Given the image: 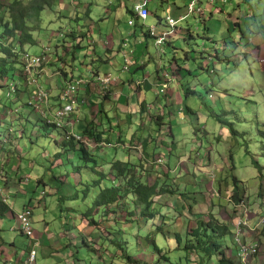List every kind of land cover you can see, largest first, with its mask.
<instances>
[{
  "label": "rangeland",
  "instance_id": "obj_1",
  "mask_svg": "<svg viewBox=\"0 0 264 264\" xmlns=\"http://www.w3.org/2000/svg\"><path fill=\"white\" fill-rule=\"evenodd\" d=\"M70 1L71 0H59L60 5L57 6L55 12L51 10L43 11L41 29L34 32V36L37 38L36 44L25 46L28 53L32 55L40 54L42 52L43 44H47L51 47L50 54L53 55V53H55L56 47L52 45L54 44L55 40H57V42L60 44L62 39L64 38V32L67 31L70 26L76 27L75 23L70 20V18L74 16V12L76 10L74 1L73 3H71ZM79 1H81L83 4L86 2L92 3L90 5V9L92 11L90 13L89 27H91L90 31H94L88 35L85 44H88L89 46L90 44H92L97 47V53L100 56V58H94V60L91 61L85 58L84 62L87 63L86 66L91 65L92 67L97 68V70L101 72L100 74H105V67L107 66L108 71L111 75H113L112 73H115L116 70L118 72L120 71V68L125 64L126 61H133L130 66H133V64L137 66L135 68V72L133 71V73H126V71L122 69L120 71L121 74L123 73L121 77L134 78L139 80L132 81V86L127 85L123 88V93L127 97H129V106H127V111H121L123 107L120 106L117 102H114L113 106L116 108V111H110L109 108H105L108 110L107 112H105L106 110H104V107L106 101L103 100L104 98L102 95H95L96 97H92L91 100L97 103V105H103L102 109L104 110V112L101 114V117L93 119V116H88L86 118L80 116L77 120L76 118H74L73 120V126L76 131L80 130V128L87 127L89 124H92V120H94L96 123L94 126H96L97 128V130L95 129L97 131V135H100V137L104 139V143L102 144L104 145L105 142L108 143L107 141H105L107 138L110 140L111 145H105L103 147H93L90 143L88 144L89 146L86 145L88 147L89 153L97 156V168H101L105 171V173H107L109 171V162L113 159L123 161L129 159L131 163L138 164L139 168L138 158L142 157L143 153L141 144L138 140L134 139L132 144L128 143L129 137L132 134H136L139 136H146L148 134H151L152 137H155L156 146H160V139L162 138L159 136V133L155 131V124L149 123L147 120V116L141 117L142 120L140 118L139 101L144 99L145 101L150 102V104H154L151 109L152 113L160 112L164 116L165 122H168L170 120L175 122L176 124L174 125L175 148L172 150V153L168 155V153L165 151L168 149H165L164 147L156 149V152L158 154H155L154 156L159 159L157 160L158 164H155V166L153 167L156 175L158 177H165L164 173L168 172L170 174L169 177L171 178L173 185L175 182H178L180 188L185 186L190 190V187H192L193 185L195 186V188L202 190L204 194H190V196L182 199V203L184 205H188L189 202H191L190 197H194L197 204L194 205L193 210L196 213L203 212L205 214L208 208L211 206L210 200H212L214 202V205L211 208L212 213L217 214L221 219L231 220V223H233L234 226H237L239 221H243L245 219L244 228L242 229L240 236L241 241L245 243H251L255 238L256 233L258 232L260 236L257 238L263 240L264 232L262 231L264 229V223H259L258 220L264 218V210L258 208V202L256 201L257 198L254 195L259 186L264 185V169H262V178H260V173H257L256 169L253 168L251 164V156H254L255 158L259 156V152H256L257 147H255V145H252L251 155L242 152L244 139L239 136L233 137V135L230 134L227 123L220 122L216 116H213L211 111L214 110L216 114H220V104L217 100L220 97H223V94L221 92L222 89L227 88L229 93L232 94L233 97H230L229 95L224 96L226 99H230L224 104L226 105L225 111L227 112L229 110V107L231 108L233 106V101H235V115L227 113L226 115H220L219 119L226 122L234 121V127L236 129H238L239 131H247L245 138L248 141H250V137L258 131L256 127L258 124H262L264 126V91L262 92L260 90H264V0H210L211 3L208 5L207 9L210 11H214V8L216 9L215 13L212 16L209 15V13H211L210 11L204 9V6L206 5L205 0H196L194 4V13H188L185 19L178 21L170 34L167 35L166 33V40L170 39L171 46L162 43L159 47H156L154 45V41L152 38L146 37L145 39H143L144 36L140 32L139 24L135 21L134 18L129 16V14L125 10V7L119 8L118 6H116L115 0ZM139 1L143 2V0H135V3ZM189 1L190 0H150L148 6L150 7L152 14L149 18L147 15L148 20L146 22L148 23L151 21L155 23L157 17H161L159 27L162 26L163 30H168L170 28L166 25L165 18L169 16L174 20H178L180 16H184L187 13L186 5ZM132 3H134L132 2V0H124V4L126 6ZM76 7L82 6L78 5ZM196 7H198L197 11H195ZM252 13L255 14L254 17L249 15ZM227 16L228 19H238L239 17H241L240 19L245 20L246 23H242L244 25H242L241 30L245 33L247 44H244L245 37L241 38L240 29H238L234 24V28L231 30V32H227V26L225 23V19L227 18ZM136 26L138 27L135 28ZM157 26L158 25H156V27ZM186 28L190 30V33L193 36V38L189 40L185 39ZM257 30H259L260 37L263 39V42L259 43L258 48L254 43H251L250 41ZM108 35L113 36V46H116V44L119 43L121 46L118 51H115L113 47L112 56H109L107 52H103L104 45L102 44V41L107 40L106 38H108ZM121 39H123L125 45H121ZM223 39L227 43V53L228 49L230 53L231 48L234 44L237 45L235 53L230 57L231 60H233L235 63H237V61L239 60V53L236 52L237 49L239 50V52L241 50L244 51V57L248 59L243 60L241 64L235 67L234 71H230L227 75L224 74L225 77L219 70H217V74L214 72H210L211 70L209 71V69L208 72H204L201 68L202 66H204V64L209 68H211L212 64L216 65V67L219 68L217 64L213 63L212 57H208V53H210L209 55L211 56V54H213L214 52V49L218 50L221 53L222 47L224 45ZM239 39L241 40V42H238L240 41ZM253 42H255V40H253ZM89 46H87V48ZM58 49L63 51L65 50L64 48L62 49L61 46H58ZM90 49L91 47L88 49L89 54L91 52ZM103 54L108 56L110 62L104 63L103 61H101ZM173 56L177 58L176 62L181 67H184L187 70H192V73L186 77L188 79L190 88L198 89V91L202 92V85L206 84L207 89H210L208 90L207 97L205 98L207 106H204L202 104L200 94H191L187 98L186 104L192 109L193 115L189 112L181 113L180 111L183 108L180 99L181 97L184 98V93L180 90L179 86L174 85L176 86L177 90L175 91V93H173V97L171 95V98H169L170 102H167L168 106H163L165 101L163 100L162 95L163 93L170 92V85H167V83H165V85L163 86L161 84L160 88H162V91L160 93H155L154 95L151 89L141 90V97L140 93L136 89V85L134 84L142 81L141 84L143 85L145 84V80H147L150 84V79L154 78L155 76L154 70L158 62L160 64L162 62V65L167 69V66L165 64L167 58L171 59ZM66 58H68L69 60L70 56H65L64 59ZM80 59L82 58L78 57L77 60L71 63V70H69V68L71 67L69 65L70 62H68L69 64L66 63L65 65L66 70L69 71L70 74L75 77V79L80 78L78 76H81L84 79L88 74L85 70L86 66L82 65L79 62ZM45 65L46 62L45 64H42V67ZM49 66L51 67L52 65ZM175 68L176 65L172 64V69ZM46 73H48V68L43 75V79H51L52 77H49V74ZM179 73L181 74L182 72ZM142 74H149V78L143 80L145 76L142 77ZM182 80L184 81L185 79ZM17 81V76L14 73L13 83ZM168 82L171 81L169 80ZM9 84L10 82H5V86L3 88H0V96L3 98V104L5 105L9 104V100H15L16 97L15 92H8ZM213 89L218 91L215 92L214 95ZM8 93H10L11 95L7 96ZM179 93L181 95L180 97H177ZM240 97L246 99L245 101H242L244 104H242L241 106L238 103V101H240ZM248 100H256L261 104V111L256 110L255 115L259 114L262 120L254 117L256 103H250ZM215 102L216 104H214ZM20 103L15 102L12 105V107L16 108L18 112L17 114L13 113L12 115L15 114L17 116L19 114H25L27 111H29V107L21 105ZM168 110L171 112V114L168 113ZM3 113L7 114L8 111L4 110ZM32 113L33 114H30L31 116H28L30 117V119H33L32 122L28 125L30 128H32L28 134L29 136L31 135L36 137L34 138V145L31 144L32 149L28 148L26 141L18 137L19 135H23L20 127H18L17 132H13L10 130V128L6 127L2 129V131L6 133L3 134L2 137H8L9 135H11V137L14 139L11 146L12 148L17 147L15 148V150L17 151L18 149L20 151H14L15 155L16 153L17 155L22 153L25 154L26 152L29 153L23 158L26 168L30 163H32V161H26L28 157L30 159H40L37 156H40L41 153V160L46 162L47 160L45 157L48 156L50 157V160H52L54 153L53 151L55 150L53 140L48 136H44L43 134L41 135L38 133L37 129L40 128V125H38V120H36L34 124V120L37 116L34 115V112ZM94 113H96V111ZM127 116L129 117V121L127 119ZM16 121L20 122V119ZM141 123H143L145 127L142 128ZM70 127L71 126H69V128ZM6 129L9 133L6 132ZM88 129L89 128H87L86 130ZM193 129H198L199 131H196V133L194 134ZM196 135L197 138L195 137ZM118 138L121 139L122 142H118ZM13 143L17 144H14L13 146ZM153 145L154 144L152 142V144L148 146L147 151L150 152ZM24 149L25 152L21 151ZM230 153L232 154L233 164L235 166L234 172L238 176V178L244 181V185L246 187L245 194L246 196H250V199L246 198V201L253 202L255 205L250 210L249 206L244 202L245 208H243V212L241 210V213L237 214V217L233 216L232 218L228 216L227 211H229L228 209L232 208L233 206L228 202H225V205L227 207H223L219 204L218 199L224 200V198H218L216 196V183L214 181L216 177L222 179L225 177H229L231 173L230 166L232 165V161L230 160L231 158L229 156ZM8 154L12 155V152L9 151ZM189 155L191 156V159H189ZM15 158H17V156H15ZM168 159L169 166L167 165ZM73 161V155H70L65 170L64 166L62 165H59L58 167L53 169L55 174L57 173L58 175H60V178L64 175V172L68 171L66 180L67 183L64 185V187H58L57 189L54 188L55 185L50 184V186L52 185V188H46L44 190L47 191L44 192L43 195L48 196V205L46 209L41 206H36L34 208L35 214L33 216L32 228L34 232H37L38 234L42 233L46 237L48 236L49 239L52 234L55 235L53 241H51L52 244H56V241H58L60 245H64L65 247V244H68V238L73 240L71 242L78 241L76 244H81V238L86 239V241L90 243L91 246L95 249L92 252L94 260L102 261V256L100 255V253L103 252V248L101 246L104 242H102V238L106 236V231H104L101 226L95 229L94 227L89 226L85 223H80L79 229L77 231H74V228H72L74 226L73 219L77 216H75L73 213H68L70 216L69 218H67V220L66 217H64V214L60 211V206H56L57 197L61 195L62 192L66 194L71 193L73 190V182L75 181L77 183V179L79 176L88 180L91 178V176H93L89 168L84 169L83 162L81 160L77 159L76 161ZM101 162H105V164L102 165ZM54 163L53 165H55ZM46 165H49V161L46 162ZM72 165H77L79 167L77 174H75L74 176ZM261 165L264 167V161H262ZM146 166L147 168L149 167V162L146 164ZM12 169V162H10L9 166L2 170L0 174L5 175L7 174V172L9 174H12ZM31 169V166H29L27 168V171L29 172V174L31 173L30 175L34 176L32 177L33 179L35 178V172L42 173L43 171L41 167H39L38 169ZM199 169H201L200 171L204 172L205 174L199 176ZM49 172L51 173L50 170L44 171V173L47 174L45 175V181H47L48 183L51 182L48 179L50 175ZM197 175L199 176V179ZM204 178H206V180ZM229 181L230 179L228 178L227 182ZM14 182L15 180H12L11 183L13 184ZM198 182V185H200V187L196 185ZM54 191L58 193V195L55 194ZM35 196H39V191H36ZM26 198H28V196ZM159 201L165 206L164 210H161L163 211L162 213H167L169 211L171 212L172 209H175V207L182 205L179 204L178 200H175L176 205L175 203L173 204L171 202L172 197L169 195L161 197ZM221 202L223 203V201ZM66 205L76 206L77 208H82L83 206H85L80 198L77 200H72V202L68 201ZM13 210V213H16L18 209L15 206ZM260 212L263 216H260ZM183 213H185V216H176L174 222L176 224H179L181 222V219H184L185 223L189 227H193L195 225V220H193L191 212L185 210L183 211ZM239 216H243V218H238ZM42 218V221L45 220L47 224L48 231L43 230L44 225L41 221ZM0 222L2 225V246L5 247L4 254H7V250L8 248H10L9 242L12 240H14L16 247L25 248L27 238L25 235H21L18 232L16 228L15 216L12 215L9 217V214L7 212L1 216ZM260 224L263 226L261 227ZM101 225L109 227L110 225H114V222L109 221L108 223H102ZM98 229L101 231V234ZM253 229H255L256 232H253ZM61 235H64V237L62 236V238ZM58 243L54 248H57L59 246ZM74 249L75 248L70 245V251H74ZM84 249L85 248L80 249V253H87ZM70 251L69 249H64L63 251L58 252L59 254H61L62 258L61 261L57 262L56 252L52 255V257H50L51 254H46V252H43L41 248L38 247V254L35 259V264H66L70 261V258L66 257L67 254L71 253ZM21 253L22 256L25 255V252L23 250H21ZM104 253L105 254L102 255L105 259V264L121 263L119 259L114 260L113 257L111 258L109 253ZM178 254L183 255L181 253ZM85 255L86 254H84V256L83 254H79L78 259L81 261L76 260V263L92 264L93 261L91 260V258H89V256L86 257ZM136 257H139L144 261L145 259H147L146 255L141 252L138 253ZM149 257L153 262L155 261V259H157L156 256ZM241 260L243 261V264H264V252L258 253L257 255L252 257L251 260L248 254L243 253ZM0 264L4 263L0 262Z\"/></svg>",
  "mask_w": 264,
  "mask_h": 264
},
{
  "label": "trees",
  "instance_id": "obj_2",
  "mask_svg": "<svg viewBox=\"0 0 264 264\" xmlns=\"http://www.w3.org/2000/svg\"><path fill=\"white\" fill-rule=\"evenodd\" d=\"M73 1L76 10L74 12V16L70 18V20L75 23L76 27L71 26L70 28H68L67 31L64 32V38L61 41L62 44L55 45L65 48L67 47L66 44H68V49L71 50V52L68 53V51L65 50L63 55H58L57 53H53V55L48 54L49 59L46 63L56 66L55 69L60 80L62 81V88L65 87L64 85L66 84V82L71 80L70 76L68 78V73L66 71V64L64 63L65 56L70 55V61L74 60V53L78 49L82 47L84 48V46H81V42L89 35L87 28L90 26V13L92 11L90 9V5L92 3L86 2L83 4L79 0H71L70 2L73 3ZM115 1L116 6H118L119 8L125 7V10L129 14V16L134 18L135 21L139 22L140 19L133 9V4L126 6L124 4V0ZM149 1L150 0H143V4L148 10V16L152 14L151 9L148 6ZM205 3L206 5L204 6V9H207V6L211 3V1L205 0ZM58 5H60L59 0H0V88H3L5 86V82H10L8 92H15L16 95L15 100H9L8 105L3 104V98L0 96V172L7 166H9L10 160L13 161L12 174H9L7 171V174L5 175L0 174V219L1 216L7 212L9 214V217L12 215L15 216L17 230L22 235L20 220L16 217V215L22 212L23 209L25 210L28 208V226L32 231V234H34L32 221L35 214V207L27 203L23 207H21L20 210H17L16 213H13L14 210L12 209V206L10 207V202L15 198L13 196L19 194L20 191L21 193L20 195H18L19 197L25 196V193L31 195L33 193V189L36 187V185L39 184L43 187V189L38 190L39 193L41 191V194L39 196L40 200L42 201L41 207L46 209L48 205V196L43 195L44 192H47L44 190L46 188H52V185H55V189L62 186L64 187V185L67 183L66 180L68 171L64 172V175L60 178V175H58L57 173L55 174L53 169H55L59 165H62L64 166L65 170L66 164L69 160V156L73 155L74 161H76L77 159L81 160L83 162L84 169L89 168L93 176H91L89 180L79 176L77 179L78 182H73V190L71 193L66 194L62 192V194L57 197V200L54 198L56 200V206H60V211L64 214V217H66V219L70 216L68 213H73L75 216H77L75 217L76 220L75 218L73 219L74 226L72 228H74V231H77L79 229L80 223H85L89 226L94 227L95 229L101 226L107 234L102 238V242H104L101 246L103 248V252L100 253V255L102 256V261L94 260L92 252L95 249L91 246L90 243L86 241V239L81 238V244H76V242L74 245H72L73 242L71 241L73 240L68 238V244H65L66 247L63 245V250L69 249L70 251V245H72L76 248L74 249L75 252L73 251L75 255L78 256L79 254H83L84 256V254H86L85 256H89V258H91V260L93 261L92 264H105V259L102 255L105 254L104 252L109 253L111 258L113 257L114 260L119 259L121 262L120 264H243V262L240 261L237 256H235L236 253L239 254L240 252V248L237 247V244L234 242L233 238L236 226H233L231 220H223L217 214L212 213L211 208L214 205V202L210 200L211 206L206 211V216L203 212L196 213L193 210L194 205L197 204L194 197H190L191 202H189L188 205H184L182 203V199L190 196V194H204L202 190L195 188V186L193 185L192 187H190V190L185 186L180 188L178 182H175L174 186L168 172L164 173L165 177H158L156 175V172L153 169L155 164H158L157 160H159L156 156H154L155 154H158L156 152V149L164 147L165 149H168L165 150L168 155L172 153V150L175 148L174 125L176 124L175 122L170 120L168 122H165L164 116L160 112L152 113L151 109L154 104H150V102L145 101L144 99L140 100L139 115L140 118L143 116H147L148 122L151 124H155V131L158 132L159 136L162 138L160 139V146H156L155 137H152L151 134H148L146 136L132 134L129 137L128 143L132 144L134 139H136L141 144L143 154L142 157L138 158L140 169L138 168V164L131 163L129 159L124 161L113 159L109 162V171L107 173H105L103 169L97 168V156L89 153L87 147L89 145L85 144V142L83 141V143L76 141L73 137H66L67 127L64 125L61 127L58 126L54 120V114L51 115V113H49V108H47L50 102L48 88H44L41 83L37 82L36 80V75L38 74L37 70L41 69L42 65L40 67L34 68L32 79H34V82H36L35 85H37L38 87H42L46 91L47 102L45 104V108L43 109V115L33 109L31 100L34 97V91L37 90V87L33 85V81L29 82L27 75L24 73L23 54L27 51V49L25 48L26 45L36 44L37 42V38L34 36V32L41 29L43 11L51 10L55 12ZM78 5L82 7H76ZM213 10L214 11L210 12L215 13L216 9L214 8ZM249 15H251L252 17L255 16V14L253 13ZM240 18L241 17H239L238 19L235 18L233 21L230 19L229 21L232 22V25L234 24L238 29H240L241 38H244L245 33L241 30V27L242 25H244L242 23L245 22V20ZM140 21L142 22L140 24H142V26H145V22L142 20ZM146 27V30L142 31L143 36L145 38H154L152 35H150L149 26ZM185 31L186 40L193 38L188 28H186ZM253 40H255L256 43L253 42ZM250 41L251 43H254L257 48L259 47V43L263 42V39L260 37L259 30L254 33ZM165 42L166 44H168V46H171V43L168 42V40H165ZM223 42L224 45L222 47L221 53L216 49H214V52L213 54H211V56L209 55L210 53H208V57H212L213 63L217 64L219 68H217L214 64H212L211 68L205 66L204 64V66L201 67L204 72H208L209 69V71L211 70L210 72H214L217 74V70H219L225 77V75H227L230 71H234L235 67L241 64L243 60L248 59L244 57V51L241 50L239 52V50L237 49L236 52L239 53V60L237 61V63H235L230 59V57L235 53L236 44L233 45L230 53L228 49V54L226 52L227 43L224 39ZM238 42H241V40ZM244 44H247L246 37ZM60 60L64 63H62L63 66H57V62ZM176 61L177 58H175L174 56L171 59L167 58V64L170 70H167L163 65V67L160 66V74L161 71L163 75L165 74L162 85L164 86L165 83L169 85L170 82L168 81H172L173 78H176V83L178 84L180 90L184 93V98L181 97L180 99V102L183 106L182 110L180 111L181 113L189 112L193 115L192 109L186 104L187 98L191 94H200L202 104L204 106H207L205 98L207 97V92L210 89H207L206 84L202 85V92L198 91V89L190 88L188 79L186 77L192 73V70H187L184 67H181ZM172 64L176 65L175 69H172ZM157 70L158 69H156V71ZM163 70L166 73H164ZM179 72L182 73L180 74ZM14 73L17 76L18 81L13 83ZM177 77H179V79ZM131 79L132 81H135L134 78ZM182 79L185 80L183 81ZM132 81L129 80L128 82L132 83ZM141 83L142 81L134 84L136 85V88L141 89ZM160 85L161 84H159V87H152V90H154L153 95L162 91ZM260 90L262 92L264 91L263 89ZM213 92L214 95L215 92L218 91L213 89ZM221 92L223 94V97H220L217 100L220 104V114H216L214 110L211 111V113L213 114V116H216L220 122L227 123L230 134H232L233 137L239 136L244 139L242 152L251 155L252 145H255V147H257L256 152H259V156L256 158L254 156H251V164L253 168L256 169L257 173H260V178H262L261 173L262 169H264V167L261 165L262 161H264V126L262 124H258L256 126L258 131L250 137V143V141L246 140L245 138L247 131H239L238 129H236L234 127V121L226 122L219 119L220 115H226L227 113L235 115L236 109V107L234 106L236 102L233 101V106L231 108L229 107V112L225 111L226 105L224 104L230 99L228 100L224 96L229 95L230 97H233V95L229 93L227 88L222 89ZM10 93H8L7 96H10ZM171 95L173 97L172 91L163 93L162 97L165 101L163 106H168L167 102H170L169 98H171ZM180 95L181 94L179 93L177 97H180ZM57 100H59V103L57 102V107L61 108L62 101L59 99V97L57 98ZM239 100L240 101H238V103L241 106L242 104H244L242 101H245L246 99L240 97ZM248 101L250 103H256L254 117H256L257 119H261V116L259 114L255 115L256 110L261 111V104L256 100ZM15 102H22L20 104L29 107V111H27L25 114H19L16 116L15 114L18 113L17 109L12 107ZM216 102L214 104H216ZM4 110H7L8 113H3ZM99 111L100 109L98 110V112ZM32 112H34V115L37 116L34 120V124L36 120H38V125H40V128L37 129L38 133L50 137L54 142L55 150L53 151L54 153L52 160H50V157L48 156L45 157L46 160L49 161V165H46L47 161L44 162L41 160V153L40 156H37L40 159H30L28 157L26 161H32V168L38 169L39 167H41V169L43 170L42 173H34V181L31 182L32 186H29V181H27L26 179H30L29 177L34 176H22L19 175L20 172H17L18 170L24 168L25 162L23 158L29 153L26 152L25 154L22 153L19 155H17L16 153L15 155L14 151L18 152L19 150L17 149L16 151L15 148L17 147L12 148L11 146L14 139L11 137V135H9L8 137H2L3 134H6L2 131V129L6 127L10 128V130L13 132H17L18 127H20L23 135H19L18 137L26 141L28 148L32 149L31 144L34 145V138H36L35 136H29L28 134L32 129L28 125L33 120L28 116H31L30 114H33ZM13 113L15 114L12 115ZM168 113L171 114L169 110ZM18 119H20V122L16 121ZM127 119L129 121L128 116ZM141 127L143 128L145 127V125L141 123ZM88 130L89 132L85 131L80 135L85 136V138L83 137L84 141L85 139H88V142H93V147H103L104 145H101V142H103L104 139H102L100 135H97L95 127H89ZM196 131L199 130L193 129L194 134L196 133ZM6 132H8L7 129ZM195 137L197 138V135ZM105 141L108 142H105L106 145L110 143V140L108 138ZM118 142H122V140L118 138ZM150 142L151 144L153 142L154 145L151 147V151L149 152L147 151V149L148 146L151 145ZM14 144L17 143H13V146ZM9 151L12 152V155L8 154ZM21 151L25 152V149ZM15 156H17V158H15ZM229 156L231 158L230 160L232 161V165L230 166L231 173L229 177H225L223 179L216 177L214 181L216 183V196L218 198H224V200L218 199L219 204L223 207H227L225 204L228 202L233 206L232 208L228 209L229 211H227L228 216L232 218L233 216L237 217V214H240L241 210L243 212L245 204L249 206L250 210L255 205L253 202L246 201V198L250 199V196H246V187L244 185V181L238 178V176L234 172L235 166L233 164L232 154L230 153ZM189 159H191L190 155ZM148 162L149 167L147 168L146 164ZM53 163L55 165H53ZM101 164L103 165L105 164V162H101ZM167 165L169 166V159ZM72 167L74 176L75 174H77L79 167L77 165H72ZM45 170L51 171V173L49 172L50 175L48 179L51 181L49 183L45 181V175H47L44 173ZM200 170L201 169H199V176L205 174ZM198 175L197 177L199 179ZM228 178L230 179L229 182H227ZM204 179L206 180V178ZM12 180H15L13 184L11 183ZM18 180H21L22 184H20V182H17ZM50 184L52 185L50 186ZM198 184L199 182L196 185L200 187V185ZM54 193L58 195V193H56L55 191ZM165 195H169L172 197L171 202L173 204L175 203L176 205L175 200H178L179 204L182 205L175 207V209H172L171 212L169 211L167 213H162L163 211L161 210H164L165 206L159 201V199ZM254 196L257 198L256 201L258 202V208L264 210V185L259 186ZM79 198L85 205L82 208L66 205L68 201L72 202V200H77ZM221 201H223V203ZM185 210L191 212L192 218L193 220H195V225L193 227H189L185 223L184 219H181V222L179 224H176L174 222L176 216H185V213H183V211ZM262 214L260 212V216L264 215ZM42 220L43 218L41 219V221ZM109 221H113L114 225H110L109 227L101 225L102 223L105 224ZM43 222H45V220L42 221V223ZM1 231L2 225L0 222V237ZM99 232L101 234L100 230ZM262 232H264V229ZM0 240V244H3L2 239ZM31 245L35 246L34 250L37 253L38 245H35V243H32ZM80 248H85L84 250L87 253H80V251H78ZM229 250L231 251V254L229 253ZM26 251L29 252V247H26ZM55 252L59 256L58 252L60 251L56 250ZM140 252L146 255L147 259H145V261L139 257H136ZM178 253H181L183 255H179ZM57 254L56 259L58 262L61 261V257H57ZM149 256H156L157 259H155V261L153 262L151 261Z\"/></svg>",
  "mask_w": 264,
  "mask_h": 264
},
{
  "label": "crops",
  "instance_id": "obj_3",
  "mask_svg": "<svg viewBox=\"0 0 264 264\" xmlns=\"http://www.w3.org/2000/svg\"><path fill=\"white\" fill-rule=\"evenodd\" d=\"M132 2H134L135 3V0H132ZM140 2V1H139ZM134 3H132V4H134ZM140 3H143V2H140ZM151 6V5H150ZM208 7V6H207ZM207 10V9H206ZM207 11H210V10H207ZM214 13H210V16L211 15H213ZM150 16H148V18H149ZM169 17V16H168ZM101 18V17H100ZM148 18L147 19H145L144 20V22L146 23V25L145 26H142V24H140V23H142L140 20H139V22H137L138 24H139V28H140V32L142 33V31H145L146 30V26H149V27H151V26H154V27H156V25H158L157 27H159V25H160V21H161V17L159 18V17H157V20H156V22L155 23H153V22H146L147 20H148ZM167 18V17H166ZM165 18V19H166ZM226 18V17H225ZM230 19H232V21L234 20L233 18H230ZM230 19H228V16H227V18L225 19V23H226V30H227V32H231V30L234 28L233 27V25H232V22L230 21L229 22V20ZM228 23H227V22ZM130 22H132V21H130ZM89 24H90V22H89ZM71 27V26H70ZM138 26H136L135 28H137ZM162 27V26H161ZM158 28L157 30H159L160 29V31H161V29L162 28ZM90 28L91 27H88L87 28V31H88V33L89 34H91L93 31H90ZM133 32H134V29H133ZM134 34V33H133ZM113 36H111V35H108V38H106L107 40H103L102 41V44L104 45L103 47V52L104 53H108L109 54V56H112V51H113V47H114V50L115 51H118L119 50V48L121 47L120 46V43L119 44H116V46H113V43H112V40H113V38H112ZM88 38V36L86 37V39ZM86 39H84L82 42H81V46H84V48L82 47V48H80V49H78L75 53H74V55H73V57H75L74 58V60H72V61H70V59L68 60V58H66L65 59V61H64V63L66 64V63H68V62H70V64L73 62V61H75V60H77V58L78 57H81L82 59H80V63L82 64V65H87V63H85L84 62V59L85 58H87V59H89V61H91V60H94V58H100V56L98 55V53H97V50H98V48L97 47H95L94 45H92V44H90V46L88 45V44H85V42H86ZM143 39H145V37H143ZM153 39V38H152ZM166 40V39H165ZM168 40V42H171L170 41V39H167ZM154 41V40H153ZM121 45H125V43L123 42V39H121ZM57 42V40H55V42H54V44H52L53 46H55V45H61L62 43H58ZM235 43V42H234ZM38 44V43H37ZM165 44H166V42H165ZM51 45V46H52ZM155 45V44H154ZM166 45H168V44H166ZM43 46H46L47 48H48V51H51V47L49 46V45H47V44H43L42 45V47ZM66 46L67 47H65L64 49L66 50V51H68V53H70L71 52V50H69L68 49V44H66ZM87 46H89L88 48H87ZM156 46V45H155ZM56 48V50H55V53H57L58 55H63L64 54V51L63 50H59L58 49V46H55ZM62 47V46H61ZM91 47V52H90V54L88 53V49ZM156 47H159V46H156ZM236 48H237V45H236ZM63 49V48H62ZM54 53V54H55ZM88 54H89V56H88ZM149 54V53H148ZM70 56V55H69ZM149 56V55H148ZM54 57V56H53ZM101 61H103L104 63H108V62H110V59L108 58V56H106V55H104L103 54V57L101 58ZM133 62V61H132ZM132 62H129V61H126L125 62V64L124 65H122V67L120 68V71L123 69V67L125 66V65H127L126 67H127V69H123V70H125L126 71V73H133V71L135 72V68L137 67L135 64H133V66H130V64H132ZM63 62L60 60V61H58L57 62V66H63V64H62ZM69 64V63H68ZM166 66H167V69H169V66H168V64H167V61H166ZM71 67L69 68V70H71L72 69V64L70 65ZM160 66H162V62H161V64L158 62V64L156 65V67H155V70H154V72H155V76H154V78H152V79H150V84L148 83V81L147 80H145V79H147V78H149V74L148 75H145V74H142V77H144L145 76V78L143 79V80H145V84H143L142 85V87H141V89L140 88H136L137 90H138V92L140 93V96L142 97V95H141V90H149V89H151V91H152V93H154V90H152V87L154 86V88L156 87V86H159V84H163V81H164V75L162 74V71H161V74H160ZM50 66L48 65V64H46L45 66H43L41 69H38L37 70V72H38V74L36 75L37 76V78H36V80H37V82H40L41 83V85L44 87V88H48V91H49V97H50V102H49V105H48V107L47 108H49V113H51V115H53L54 114V112H55V110L58 108L57 107V104L59 103V100H57V98L59 97V95H60V91H61V88H62V81L60 80V78H59V76H58V73H57V71H56V69H55V65H52L50 68H49ZM128 67H129V70H130V72H129V70H128ZM163 67V66H162ZM47 68H48V73H46V74H49V77L51 76L52 78L51 79H43V75H44V73L46 72V70H47ZM156 69H158L157 71H156ZM164 69V68H163ZM86 72L88 73L87 75H86V77L83 79L81 76H78V77H80L81 79H83L84 81V83H83V85H80V87L78 88V102H77V105L75 106V110L66 118V127H67V130H70V132L72 133V137H75V136H80L82 133H84L85 131H88L89 132V130H86L87 128H89V127H93L96 123H95V121L94 120H92V124H89L87 127H83V128H80V130H78V131H76L75 129H74V126H73V120H74V118H76V120L78 119V117H80V116H83L84 118H86V117H88V116H93V119H95V118H97V117H100L101 116V114H102V112L104 111V110H106L105 112H107L108 110L107 109H105V108H109L110 109V111H116V108L113 106V104H114V102H117L120 106H122L123 108L121 109V111H127V106H129V104H128V98L129 97H127L124 93H123V88L125 87V86H127V85H129V86H132V84L131 83H129L128 81L129 80H131L132 81V79L131 78H122L121 76L123 75V73L121 74L120 73V71L118 72L117 70H116V72L115 73H112L113 75H111L110 74V72L108 71V67L106 66L105 67V74L104 73H102V74H100L101 72L100 71H98L97 70V68H94V67H92L91 65H88V66H86ZM165 70V69H164ZM163 70V72L164 73H166L165 71ZM67 71V70H66ZM67 73H68V78H69V76L71 77V80L70 81H68V82H66V84L67 83H70L71 81H74L75 80V77L74 76H72V74H70V72L69 71H67ZM97 75H111L113 78H114V81H111L110 83H109V85L106 87V88H103L102 86H100V85H98V82L96 81V76ZM80 78H77V79H80ZM178 79H179V77H177ZM135 81H139L138 79H134ZM129 83V84H128ZM65 84V85H66ZM131 84V85H130ZM34 85V84H33ZM64 85V86H65ZM169 85H170V91H172V93H175V91L177 90V88H176V86H178V84L176 83V78H173V80L169 83ZM174 85H176V86H174ZM35 86V85H34ZM142 88H145V89H142ZM95 95H102L103 96V100H105L106 102H105V107H104V110L102 109V107H103V105L102 104H100V105H97V103H95L94 101H92L91 100V98L93 97V98H95L96 96ZM59 99H60V97H59ZM113 101V102H112ZM58 102V103H57ZM112 102V103H111ZM111 103V104H110ZM100 109V113L98 112V110ZM103 110V111H102ZM96 111V113H98V114H96V113H94ZM132 111H134V110H132ZM136 112V111H135ZM137 113V112H136ZM69 126H71L70 128H69ZM95 127V129L97 130V128H96V126H94ZM84 138H85V136H83ZM89 141V140H88ZM85 142V141H84ZM102 143H104V142H101V144ZM88 144V143H87ZM90 144H92L93 146H94V144H93V142H90ZM103 145V144H102ZM106 144H104V146H105ZM107 145H111L110 143L109 144H107ZM115 145H117V144H115ZM118 149V148H117ZM10 162H13L12 160H10ZM10 162H9V164H10ZM29 166H31V168L33 167V163H30L29 164ZM28 166V167H29ZM27 167V168H28ZM27 168H26V166H24V168H22L21 170H18L17 172H20V174L19 175H22V176H27V177H29L30 176V174H29V172L27 171ZM33 169V168H32ZM30 179H26L27 181H29V186L31 185L32 186V184H31V182H33L34 181V179L32 178V177H29ZM23 181H25V180H23ZM17 182H20V184H22V181L20 180H18ZM37 189H39V190H41V189H43V187L41 186V185H36V187L33 189V193L31 194V195H28L27 193H25V196H22V197H19L18 195H20V193H21V191L19 192V194H16L15 196H13V197H15L13 200H11V202H10V207L12 206V209H13V207H17V209L18 210H20L21 209V207H23L25 204H27V203H29L30 205H32L33 207H36V206H41L42 205V201L40 200V194H41V191H40V193H39V196L38 197H35V194H36V191H38ZM27 194V195H26ZM18 196V197H17ZM28 196V198H26ZM36 199H35V198ZM18 198L20 199V200H18ZM19 207V208H18ZM43 225H44V229L43 230H45V231H48L47 230V224H46V222H43ZM17 228V227H16ZM63 232V231H62ZM63 235H61V237H62ZM54 237H55V235H53L52 234V236H50V239L48 238V236L46 237L44 234H42V233H40V234H38L37 232H34V234H33V237L32 238H29V239H27V241H26V247H29V246H31V244L32 243H39V245H38V247H40L41 248V250L43 251V252H46V254H51V256L50 257H52V255L54 254V252L57 250V251H63V249H62V247H63V245H60L59 243H58V241H56V244L58 243L59 244V246L57 247V248H54V247H56L55 245L56 244H52V242L51 241H53V239H54ZM60 237V238H61ZM27 238V237H26ZM63 238V237H62ZM0 239H1V237H0ZM3 241V240H2ZM74 241H75V239H74ZM0 242H1V240H0ZM78 242V241H77ZM76 242H73L72 243V245H74ZM9 244H10V248H8V250H7V254L5 255L4 254V249H5V247L4 246H2V244H0V262L1 263H4V264H21L20 263V257H21V254H20V252L18 251V247H16L15 246V243H14V240H12V241H10L9 242ZM25 247V248H26ZM75 248V247H74ZM76 249V248H75ZM81 249V248H80ZM79 249V250H80ZM37 250H38V248H37ZM78 250V249H77ZM78 250V251H79ZM71 253L70 254H67L66 255V257H69L70 258V261L69 262H67L68 264H74V263H76V257H78L77 255H75L74 254V252L73 251H70ZM37 254H38V251H37ZM59 256L62 258V256H61V254H59ZM58 256V254H57V257H59ZM10 259L9 261H7V259ZM66 263V264H67ZM77 264V263H76Z\"/></svg>",
  "mask_w": 264,
  "mask_h": 264
},
{
  "label": "built area",
  "instance_id": "obj_4",
  "mask_svg": "<svg viewBox=\"0 0 264 264\" xmlns=\"http://www.w3.org/2000/svg\"><path fill=\"white\" fill-rule=\"evenodd\" d=\"M196 0H190L187 4V12L191 13L194 11V4ZM133 9L136 13V15L139 17L140 20L144 21L145 18L148 15V10L144 6L143 3L137 2L133 5ZM198 9L195 8V11ZM184 16H180L178 20H174L170 17L166 18V25L169 26L170 29L163 30L160 29L157 30L160 27H149L150 35H152L154 38V44L156 46H160L162 43L165 42V39L167 38V35L172 32L178 21L182 20ZM162 28V27H161ZM167 33V35H166ZM48 54H50V51H48V48L46 46L42 47V52L40 54L32 55L28 52H25L23 54V70L24 73L27 75L29 82L33 81V84L35 85L36 82H34V79H32V75L34 72V68L40 67L42 64L47 63L48 61ZM125 65L123 69H127ZM83 79H75L74 81H71L70 83H67L65 87L62 88V91L60 92V100L62 101V107L57 108L54 112V120L58 126H63L66 118L69 116L70 113H72L75 109V106L78 102V88L80 85H83ZM96 81L100 86L103 88H106L111 81H114V78L111 75H97ZM37 87V90L34 91V97L32 98V107L35 111H37L40 114H44L43 108L46 106L47 102V93L42 87ZM77 140H80L79 136H75ZM28 208L23 209L22 212L16 215V217L20 220L21 225V232L26 235L27 237L32 238V231L29 229L28 223ZM35 256L36 252L34 248H31L29 252H27L26 256L22 260V264H34L35 262Z\"/></svg>",
  "mask_w": 264,
  "mask_h": 264
},
{
  "label": "clouds",
  "instance_id": "obj_5",
  "mask_svg": "<svg viewBox=\"0 0 264 264\" xmlns=\"http://www.w3.org/2000/svg\"><path fill=\"white\" fill-rule=\"evenodd\" d=\"M187 6V5H186ZM197 9H198V7H196ZM191 13H194V11L193 12H191ZM187 14H188V12L184 15V18H182V20L183 19H185V17L187 16ZM181 21V20H180ZM27 52V51H26ZM45 108V107H44ZM43 108V109H44ZM42 115V114H41ZM66 125V122L64 123V126ZM66 137H72V133L70 132V130H67V132H66ZM80 137V140H77L75 137H73L76 141H79V142H84V139H83V136H79ZM82 142V143H83ZM89 144L90 142H88V139H85V144ZM238 218H243V216L242 217H238ZM244 221H245V219L243 220V221H239L238 222V225L236 226V228H235V234H234V242L237 244V247H239L240 248V252H239V254L238 253H236L235 254V256H237L238 258H239V260L240 261H242L241 259H242V255H243V253H245V254H248L249 256H250V260H251V258L252 257H254L255 255H257L258 253H261V252H264V239L263 240H261V239H259V238H257V237H259L260 236V234H259V232L258 233H256V235H255V238L252 240V242L251 243H245V242H243V241H241V231H242V229L244 228ZM258 222L259 223H264V218L263 219H261V220H258ZM243 224V225H242ZM264 225V224H263ZM263 225H261L260 224V226L262 227ZM234 226V225H233ZM260 228V227H259ZM256 232V230L255 229H253V232ZM22 235H24L23 233H22ZM26 236V235H25ZM27 237V236H26ZM32 237H33V234H32ZM30 237H27V239H29ZM35 245H39V243L37 242V243H35ZM31 248H35V246L34 245H31V246H29V250L31 249ZM21 250H23L24 252H25V255L24 256H22V253H21ZM18 251L20 252V254H21V259H20V263L22 264V260H23V258L26 256V254H27V251H26V248H19L18 249ZM229 253L231 254V251L229 250ZM36 256H37V253H36ZM36 256H35V259H36ZM67 258H69V257H67ZM77 259L76 260H79L78 259V257H76ZM257 258V257H256ZM7 259V258H6ZM10 259H7V261H9ZM79 261H81V260H79ZM243 262V261H242ZM34 264H35V262H34Z\"/></svg>",
  "mask_w": 264,
  "mask_h": 264
}]
</instances>
